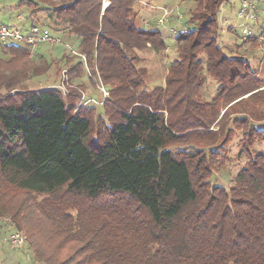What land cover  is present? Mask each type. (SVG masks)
Here are the masks:
<instances>
[{"label": "trees", "instance_id": "obj_1", "mask_svg": "<svg viewBox=\"0 0 264 264\" xmlns=\"http://www.w3.org/2000/svg\"><path fill=\"white\" fill-rule=\"evenodd\" d=\"M134 1L66 0L47 9L52 31L74 36L108 86L101 106L74 113L77 90L19 89L47 65L0 59V216L10 215L44 264H264V152L249 151L264 143L256 109L264 82L252 57H227L217 44L225 0H194L164 83L151 88L139 52L168 46L158 28L136 24ZM25 3V20L36 24L39 4ZM0 51L30 55L19 44ZM203 68L218 82L211 100L201 95ZM81 71L78 59L69 79ZM238 129L237 155L247 161L230 188L207 186ZM19 192L30 196L18 201ZM62 241L75 242L64 256Z\"/></svg>", "mask_w": 264, "mask_h": 264}, {"label": "rangeland", "instance_id": "obj_2", "mask_svg": "<svg viewBox=\"0 0 264 264\" xmlns=\"http://www.w3.org/2000/svg\"><path fill=\"white\" fill-rule=\"evenodd\" d=\"M21 1L23 2L21 6H19ZM65 1L66 0H32L33 4L31 6L35 7V5L39 4L36 25L42 30L49 32L50 35L61 38L63 44L67 45L42 44L35 48L34 53L27 58L12 56L0 51V59L8 62L13 61V65L16 66H22L24 63H28L34 66L38 65L37 67L42 68V66H45L44 64L47 65V69L43 73L38 75L29 74L27 78L22 81V86L19 89L32 90L43 86H58L61 81L62 73L66 71L69 77V66L73 65L78 59L82 62L80 53H78L77 50V41L75 37L56 33L51 29L52 22L47 12L52 6H60L61 3ZM25 4V0H0V23L8 26L15 25L20 29L21 24H24L28 28L30 25L29 22L31 21L28 19L29 17L25 21H19L17 19V15H22L23 17L27 16L29 6H25ZM193 6L194 0L134 1L133 10L136 13V24L140 27L158 28L161 31L166 46H168L166 51L162 53H153L149 49L139 52L141 64L148 70V79L146 82L148 88L164 83V75L168 65L176 56L175 50L172 47L174 38L179 34H183L190 28L186 21L190 16V10ZM218 21L220 31L217 44L221 47L224 54L227 57H234L237 54L245 57H252L248 58V62L251 66L258 68L259 77L263 79L262 82H264V0H225L220 6ZM252 37L256 38L254 43L251 41ZM83 71L79 73L77 78L73 80L69 79V83L73 86L70 91L77 90L78 94H81L80 91H82L86 96L95 98L101 97L99 85L100 82L102 85H104V83L99 73L98 76L100 81H98V83L94 82L91 78L92 75L99 80L96 72L97 69L93 66L89 67L86 62V66L83 64ZM200 76L202 78L201 95L205 100H211L216 93L218 82L207 73L205 68L200 72ZM104 87L109 91L107 85H104ZM10 93H12V91ZM256 109L258 113L257 119H259L258 123L263 124L264 104H261L258 108L256 107ZM241 133V129L233 132L231 142L225 147L228 150L222 154L223 158H220L219 165L214 164L213 168L216 169V172H214L211 177H208L207 186L217 185L225 189L233 186L235 175L247 161V156L245 154L237 155ZM193 141H195L196 145L204 146V143L201 144L196 140ZM219 141L220 140H217V144ZM188 147L187 150L192 151L190 147L193 146ZM249 151L264 152V143L255 142ZM61 191L64 192V188H62ZM29 196L30 195L21 194L19 192L17 194V199L18 201L26 200ZM31 198L34 202L42 200L41 196L33 194H31ZM204 199L205 196L202 197V202ZM79 201L84 205L90 204L83 199ZM69 210L75 212L73 209ZM13 232H15V230L10 215H1L0 264H44L31 253V248L26 245V243L23 247L12 248L6 242L9 235ZM24 235L26 237V234ZM74 243L65 245L62 241L60 244L63 248L61 255L64 256L66 253L70 252L69 250Z\"/></svg>", "mask_w": 264, "mask_h": 264}, {"label": "built area", "instance_id": "obj_3", "mask_svg": "<svg viewBox=\"0 0 264 264\" xmlns=\"http://www.w3.org/2000/svg\"><path fill=\"white\" fill-rule=\"evenodd\" d=\"M17 19L19 21H24L25 17L22 15H17ZM249 34V32H248ZM50 43V44H63L62 41L55 36L50 35L48 32L42 30L38 25L31 24L26 31H22V29L18 28L17 26H8L5 24L0 23V44L7 45V44H19V45H26L29 47L30 55L34 53L35 48L39 45ZM67 45V44H63ZM83 64L86 66V59L84 55L80 54ZM97 76H98V71ZM91 78L94 82L98 83L99 80L96 79L95 76L91 75ZM63 96H67L70 93V89L73 87L69 83V77L67 76V72L64 71L62 73L61 81L58 86ZM101 97L95 98L92 96H86L85 93L80 91V97L76 107L74 108V113H77L80 108L86 105H97L101 106L106 102L107 97L109 96V91L105 89L104 85H99ZM6 242L13 248V247H23L26 243V237L20 231H15L11 233L6 240Z\"/></svg>", "mask_w": 264, "mask_h": 264}]
</instances>
